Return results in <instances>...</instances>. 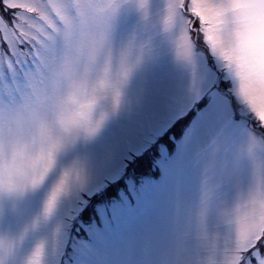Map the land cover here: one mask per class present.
Instances as JSON below:
<instances>
[{"label": "rangeland", "instance_id": "obj_1", "mask_svg": "<svg viewBox=\"0 0 264 264\" xmlns=\"http://www.w3.org/2000/svg\"><path fill=\"white\" fill-rule=\"evenodd\" d=\"M5 2L19 13H0V264H60L89 197L205 94L212 104L176 157L160 160L164 176L142 184L156 187L146 193L152 211L92 258L264 264V0ZM225 5L245 13L244 46ZM191 12L212 54L202 36L196 48ZM217 67L239 118L216 87Z\"/></svg>", "mask_w": 264, "mask_h": 264}, {"label": "snow or ice", "instance_id": "obj_2", "mask_svg": "<svg viewBox=\"0 0 264 264\" xmlns=\"http://www.w3.org/2000/svg\"><path fill=\"white\" fill-rule=\"evenodd\" d=\"M221 17H226L231 15L234 23L237 26L238 38L241 41L242 46L246 45L249 38L248 30L244 24L245 13L236 10L230 6H222V11L220 13ZM211 103V100L207 101L200 111L207 108ZM264 127V126H262ZM175 166V165H174ZM164 176L163 171L154 177L155 181H160ZM156 187L151 188L141 187L137 194L128 193L126 200H120L119 197H115L113 200L110 198L109 205L105 206L102 214L98 213L96 207H93L92 214L89 216V224L92 225V231L85 232L84 238V251L82 252L83 260L81 264H107V262L99 261L92 258V253L97 249V246L104 243L108 236L123 225L129 223L133 219L141 215H146L152 211L153 200L152 197L147 196L146 193L149 191H155ZM115 196V194H114ZM102 201L98 200L99 205ZM118 207L117 211H114ZM80 226L77 225L73 231H80ZM74 244V242H73ZM69 250H74L72 246Z\"/></svg>", "mask_w": 264, "mask_h": 264}, {"label": "bare ground", "instance_id": "obj_3", "mask_svg": "<svg viewBox=\"0 0 264 264\" xmlns=\"http://www.w3.org/2000/svg\"><path fill=\"white\" fill-rule=\"evenodd\" d=\"M212 104V103H211ZM207 109V108H205ZM205 109H203V111H205ZM203 111H201L200 113H202ZM200 113L194 118L193 122L191 123L190 127L186 130V133L184 134L182 140L180 142H182L185 138H186V135L188 133V131L190 130V128L193 126V124L195 123V121L197 120V118L199 117ZM178 150H179V146H178ZM178 150L176 152V154L174 155V158L176 157V155L178 154Z\"/></svg>", "mask_w": 264, "mask_h": 264}, {"label": "trees", "instance_id": "obj_4", "mask_svg": "<svg viewBox=\"0 0 264 264\" xmlns=\"http://www.w3.org/2000/svg\"><path fill=\"white\" fill-rule=\"evenodd\" d=\"M146 164H147V160H146V162L144 163V165L142 166V168H145V167H146Z\"/></svg>", "mask_w": 264, "mask_h": 264}]
</instances>
